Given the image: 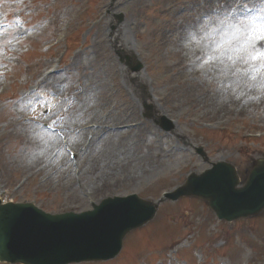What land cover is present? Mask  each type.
Returning a JSON list of instances; mask_svg holds the SVG:
<instances>
[{"label": "rangeland", "instance_id": "374dc122", "mask_svg": "<svg viewBox=\"0 0 264 264\" xmlns=\"http://www.w3.org/2000/svg\"><path fill=\"white\" fill-rule=\"evenodd\" d=\"M244 4L264 15L259 0H0L2 202L51 214L156 203L220 162L244 179L264 157V69L214 52L220 33L193 38L205 14L247 21ZM92 123L113 127L78 133ZM158 210L105 264H264V213L228 224L198 199Z\"/></svg>", "mask_w": 264, "mask_h": 264}, {"label": "water", "instance_id": "95a60500", "mask_svg": "<svg viewBox=\"0 0 264 264\" xmlns=\"http://www.w3.org/2000/svg\"><path fill=\"white\" fill-rule=\"evenodd\" d=\"M221 166L199 178L190 177L172 198L201 197L209 202L219 218L228 221L255 216L264 210V159L253 163L245 187L241 189L235 168ZM138 203L137 198L106 200L101 207H95V211L88 214L53 216L46 215L32 204L1 206L0 202V261L58 264L57 258L62 257L66 264L81 262L84 258H115L127 232L144 225L156 214V207L152 204ZM81 222L89 225L91 239L101 242L100 257L94 253L82 258L67 257L70 253H62L71 250L74 242L82 244L83 238H87L67 230ZM82 227L86 228L85 225Z\"/></svg>", "mask_w": 264, "mask_h": 264}, {"label": "snow or ice", "instance_id": "6c2138e0", "mask_svg": "<svg viewBox=\"0 0 264 264\" xmlns=\"http://www.w3.org/2000/svg\"><path fill=\"white\" fill-rule=\"evenodd\" d=\"M261 5V12L264 13V0H259ZM239 6V2H237ZM244 14L249 17L247 21L236 20L231 22L227 19H219L214 14H205L199 28L196 31L195 36H199L201 33L212 32L220 33L221 39L212 40L214 44V52H219L221 55H227L233 53L240 62L245 65H249L252 62H259V68L256 71L264 69V46L258 45V42H264V15L257 18L252 13V8L247 4L243 5ZM227 26L228 31H225ZM243 40V44L240 41ZM228 59L236 63L233 55H228ZM255 79V76L252 77ZM41 100L37 96L35 99L29 98L25 102L26 107H30L35 111V106L39 105ZM45 104L50 101H44Z\"/></svg>", "mask_w": 264, "mask_h": 264}, {"label": "bare ground", "instance_id": "6f19581e", "mask_svg": "<svg viewBox=\"0 0 264 264\" xmlns=\"http://www.w3.org/2000/svg\"><path fill=\"white\" fill-rule=\"evenodd\" d=\"M118 34V36L120 35L119 33H117ZM159 34H160V36L161 37H164L165 36V32H164V30L163 29H159ZM119 42V41H118ZM126 40L125 41H123V40H121L120 41V45H121V47L123 48H126L127 47V44H126ZM42 80V82L44 81V78H42L41 79ZM40 93V92H39ZM130 110H134V107H133V105L132 104H130ZM34 113H38V109L36 110V111H34ZM95 127H93V128H91V129H88V131H87V135L89 134V135H92V134H94L95 132H97V133H99L100 131H104V130H108L109 129V127H113V126H111V125H108V124H101V125H94ZM56 143V139H54V140H51V141H48L46 144H45V147L46 148H50V147H52L54 144ZM157 158L159 157H161L162 156V154L159 156V155H155Z\"/></svg>", "mask_w": 264, "mask_h": 264}]
</instances>
